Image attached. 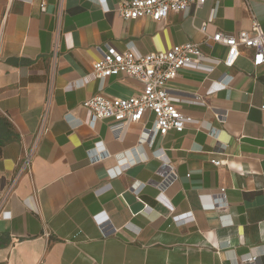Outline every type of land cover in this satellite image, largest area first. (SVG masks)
I'll return each mask as SVG.
<instances>
[{"label": "crops", "instance_id": "crops-1", "mask_svg": "<svg viewBox=\"0 0 264 264\" xmlns=\"http://www.w3.org/2000/svg\"><path fill=\"white\" fill-rule=\"evenodd\" d=\"M124 1L134 0H0V264H264V65L244 52L228 68L227 47L206 42L253 20L264 31V0H209L161 22L122 19ZM187 43L213 68L168 86L195 123L148 140L151 114L119 134L93 121L88 99L142 91L93 80L100 50Z\"/></svg>", "mask_w": 264, "mask_h": 264}, {"label": "built area", "instance_id": "built-area-1", "mask_svg": "<svg viewBox=\"0 0 264 264\" xmlns=\"http://www.w3.org/2000/svg\"><path fill=\"white\" fill-rule=\"evenodd\" d=\"M208 1H124L119 5L117 12L126 21L150 18L154 22H161L166 20L171 13H189L201 8ZM214 1L218 3L220 0ZM41 9L45 11V3H42ZM201 31L204 33V29ZM206 42L227 47L228 55L224 65L228 68L234 67L237 59L244 52H250L255 67L264 65V31L256 20H253V27L250 31H242L235 36L223 33L212 37L206 35ZM100 52L101 59L93 63L90 76L93 80L102 81L112 77H125L139 82L142 85V91L139 95L129 98L112 99L98 95L88 99L83 106L92 112L93 121L108 120L111 123L110 129L119 134L131 125L143 122L146 115L151 114L154 117V125L150 130H146L148 140H153L158 136L164 137L171 131L182 133L187 125L195 123L193 119L181 113L177 99L168 86L184 69L208 73L213 71V68L207 69L204 66L203 63L207 61V58L199 45L187 43L175 46L166 53L148 55H139L133 51L119 52L112 47L100 50ZM195 98L198 99V97ZM45 130L44 118L36 135L34 147L18 164L16 180L23 174L30 173L37 143L43 137ZM211 164L220 167L224 165V162L212 160ZM159 187L163 188L164 185L160 184ZM224 194L225 190H222L219 199L213 203V208L218 207L217 202L224 201ZM255 261L256 259L252 258L246 263L250 264Z\"/></svg>", "mask_w": 264, "mask_h": 264}, {"label": "trees", "instance_id": "trees-1", "mask_svg": "<svg viewBox=\"0 0 264 264\" xmlns=\"http://www.w3.org/2000/svg\"><path fill=\"white\" fill-rule=\"evenodd\" d=\"M0 155H1V146H0Z\"/></svg>", "mask_w": 264, "mask_h": 264}]
</instances>
